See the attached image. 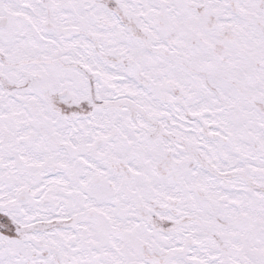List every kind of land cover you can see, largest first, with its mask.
<instances>
[{
    "label": "snow or ice",
    "instance_id": "obj_1",
    "mask_svg": "<svg viewBox=\"0 0 264 264\" xmlns=\"http://www.w3.org/2000/svg\"><path fill=\"white\" fill-rule=\"evenodd\" d=\"M0 264H264V0H0Z\"/></svg>",
    "mask_w": 264,
    "mask_h": 264
}]
</instances>
